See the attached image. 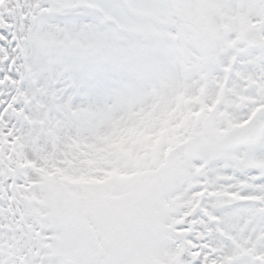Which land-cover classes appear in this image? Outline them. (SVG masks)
Segmentation results:
<instances>
[{
  "label": "snow or ice",
  "instance_id": "6c2138e0",
  "mask_svg": "<svg viewBox=\"0 0 264 264\" xmlns=\"http://www.w3.org/2000/svg\"><path fill=\"white\" fill-rule=\"evenodd\" d=\"M0 264H264V0H0Z\"/></svg>",
  "mask_w": 264,
  "mask_h": 264
}]
</instances>
